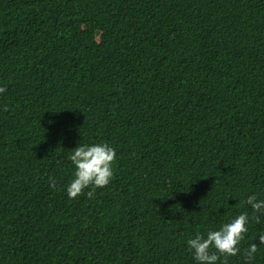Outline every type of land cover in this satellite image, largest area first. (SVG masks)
<instances>
[{
  "label": "trees",
  "instance_id": "obj_1",
  "mask_svg": "<svg viewBox=\"0 0 264 264\" xmlns=\"http://www.w3.org/2000/svg\"><path fill=\"white\" fill-rule=\"evenodd\" d=\"M0 87V264H196L264 199V0H0ZM96 143L114 178L70 199ZM256 215L228 264H264Z\"/></svg>",
  "mask_w": 264,
  "mask_h": 264
},
{
  "label": "clouds",
  "instance_id": "obj_2",
  "mask_svg": "<svg viewBox=\"0 0 264 264\" xmlns=\"http://www.w3.org/2000/svg\"><path fill=\"white\" fill-rule=\"evenodd\" d=\"M6 88L0 87V93ZM68 159L75 167L74 179L67 186V195L70 199L85 193V189H91L87 196L92 198L97 189L107 187L114 178L113 165L117 160L116 149L108 143L84 144L77 146L69 154ZM52 189L56 188L53 178L49 179ZM250 206L254 213L251 218L247 211H244L223 224L218 230H210L206 236L197 233L194 238L187 241L188 249L193 253L196 264H218L221 257H224L223 264H228L227 258L236 256L241 252V242L248 233L250 219L256 223L260 222V215H264V199H258L253 194L245 200L239 201L237 207ZM259 243H252L244 249V256L247 261L255 258L259 246H264V234L259 235Z\"/></svg>",
  "mask_w": 264,
  "mask_h": 264
}]
</instances>
